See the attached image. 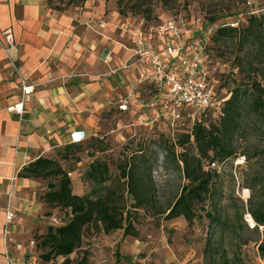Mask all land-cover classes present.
Listing matches in <instances>:
<instances>
[{
	"label": "rangeland",
	"instance_id": "obj_1",
	"mask_svg": "<svg viewBox=\"0 0 264 264\" xmlns=\"http://www.w3.org/2000/svg\"><path fill=\"white\" fill-rule=\"evenodd\" d=\"M242 1L150 0L151 6L146 8L149 10H145L148 14L142 17L139 14H121L129 6L125 2L119 5V0H41L45 6L44 16L47 18L44 17L35 31L40 38V46L38 49L32 48L30 54L36 63L39 62L38 67L44 66L45 76L36 78L38 84L35 86L56 85L68 79L79 81L81 87L83 84L89 85L93 55L98 57L103 49L106 53H111L110 65L111 69H115L124 52L123 45H127L130 30H144L167 19H175L183 22L184 31H190L188 35L191 42H203V45L198 44L203 55L204 47H207L205 69L217 81L220 93H228L237 84L245 83L248 76H252L244 59H234L245 57L248 47L240 49L234 39H214L212 35L221 24H233L235 21L242 23L251 13L264 21V0H245L247 8L244 9L241 4H237ZM18 12V9L14 11L15 18H19ZM61 17L67 21L63 29L48 26V21L53 19L58 22ZM213 17H218L216 23L208 24L207 19ZM20 31L23 35L25 30L21 27ZM64 36L65 47L70 43L75 45V54L69 63L63 62L59 51L54 49L57 39ZM23 52L20 45L16 56L10 52L21 77L18 67L22 64ZM2 54L3 52L0 53V84L17 83V74L10 66L7 69L8 61L3 59ZM62 68H67L68 71L59 75L58 71ZM99 77L101 76L98 75L97 78ZM114 77L111 76L114 84L111 101L99 115L95 136H88L62 162L67 171L72 173L71 192L73 195L83 196L96 188L82 179L83 172L94 158L106 162L108 166L110 179L103 186L123 189L124 180L119 176L120 168L124 161L132 162L136 155L141 154L137 151L142 150V155L154 159L151 177L155 189V205L164 208L174 201L181 187L187 183L169 156L168 147L172 144L170 127L163 119L159 123L149 124L150 118L154 116L148 109L139 111V104L129 103L127 94L130 91L126 90L125 84L119 85ZM41 80L46 82L40 83ZM130 95V98L136 96ZM141 100L144 102L145 97H141ZM119 101H127V112L120 113L117 110ZM139 112H144L146 116L142 122L134 120L140 116ZM215 120L216 116L210 114L204 125ZM189 127L187 123L175 126L174 142L182 134H186ZM238 136L239 151L244 153L239 154V157L244 156V162L235 166L234 158L221 166L216 178L217 195L213 202L205 201L203 208L197 207L200 219H194L190 224L182 217L165 221L162 216L153 215L144 209L132 210L135 236L122 237V231L103 234L100 228L88 227L83 232L79 249L69 256L68 264H224L225 261L228 264H264L257 251L258 243L264 242V227H259L255 233L243 223L240 216L244 201L238 196L240 188L248 189L247 201L252 200L254 206L264 203V114L245 110ZM177 151L181 150L177 148ZM75 160H79V163L75 164ZM205 166L206 161L203 169ZM74 181L81 187L78 193L75 191ZM39 182V186L25 195L29 201V209L17 212L24 224L20 243L29 251L26 252L24 262L62 264L64 259L60 257L44 262L40 256L41 250L36 246V238L46 232L51 217L65 215L57 207L47 206L43 202L41 197L46 191L47 181ZM114 200H118L120 210L130 209V199L125 191H122L121 198L115 195ZM202 209L211 211L217 217L213 224L204 217ZM250 224L253 225L251 220ZM116 252L120 256L118 262L115 261Z\"/></svg>",
	"mask_w": 264,
	"mask_h": 264
},
{
	"label": "trees",
	"instance_id": "obj_2",
	"mask_svg": "<svg viewBox=\"0 0 264 264\" xmlns=\"http://www.w3.org/2000/svg\"><path fill=\"white\" fill-rule=\"evenodd\" d=\"M123 2L129 9L121 14H139L145 17L148 14L145 10H149L146 8L151 6L150 0H119V5ZM237 4H241L243 9L247 8L244 5L245 0ZM251 14L243 19L242 23L232 22L237 23L236 27H231V23L221 24L215 29L212 38L234 39L240 49L247 46L248 53L245 57L234 59L240 61L244 59L252 76H248L245 83L237 84L228 93L221 94L217 81L207 71L208 80L213 87V105L197 113L194 120L190 118V110L182 112L180 119L169 128L172 140L168 147L169 156L180 170L183 179L187 181L171 204L164 208L155 205V189L151 177L154 159L142 155V150L137 151L141 154L136 155L132 162L124 161L120 168L119 176L124 180L123 189L103 186L110 179L108 166L106 162L94 158L87 165L82 179L96 188L83 196L72 194L71 180L67 176L70 172L61 164L85 141L67 144L57 152L56 158L40 157L21 170L19 173L21 178L47 181L46 191L41 197L43 202L47 206L57 207L65 214L54 216L58 220V225H49L46 232L36 238V246L41 250L40 256L44 262L60 257L64 259L62 264H68L69 256L79 249L83 232L88 227L100 228L103 234L120 230L122 237L135 236L132 210L144 209L153 215L162 216L165 221L182 217L188 224L194 219L201 218L197 214V207L203 208L205 201L213 202L217 195L216 178L219 172L207 169L208 163L214 162L221 167L227 160L236 159L239 154H244L242 150L239 151L237 143L242 129L243 113L249 110L264 114V21ZM217 20L218 17L208 18L207 23L213 25ZM181 23L183 26V22ZM189 32L185 31V36L191 41ZM205 52L206 46L204 55L207 57ZM210 114L216 116V120L205 126L204 123ZM185 123L190 125L188 132L174 142V127ZM177 148L181 151L178 152ZM78 163L79 160H75V164ZM122 191H125L130 199V209L124 211L120 210L118 200H114L115 195L121 198ZM245 207L254 225L250 230L257 233L259 227H264V203L254 206L252 200H248L240 216L242 221ZM202 212L210 224L215 222L217 217L212 215L211 211L202 209ZM243 223L245 224L244 221ZM209 242L208 240V245ZM257 251L259 257L264 260V242L258 243ZM119 259L120 256L116 252L115 261L118 262ZM224 264L228 263L225 261Z\"/></svg>",
	"mask_w": 264,
	"mask_h": 264
},
{
	"label": "crops",
	"instance_id": "obj_3",
	"mask_svg": "<svg viewBox=\"0 0 264 264\" xmlns=\"http://www.w3.org/2000/svg\"><path fill=\"white\" fill-rule=\"evenodd\" d=\"M16 9L19 10V18L14 16ZM44 15L45 6L42 5L41 0H0V41L3 40L4 31L11 32L14 41L12 55L16 56L19 45L24 50L22 64L18 70L28 84L33 86L30 99L23 106V114L18 117L9 111V108L20 100L18 82L0 84V264H5L6 255L16 262H22L26 252H29L24 244L20 243L22 242L20 239L23 238L24 224L17 212L29 209V201L25 195L39 186L40 182L35 179L21 178L19 173L25 166L40 157L56 158L57 152L70 144L71 134L75 132L83 134V141L90 135L95 136L100 120L99 115L107 106L106 104L110 103L114 90L111 76L117 78L119 85L125 84L130 94L136 95L130 98L131 95L127 94L129 103L139 104V111L148 109L147 111L154 116L150 118L149 124L163 119H155L162 114V106L155 87L145 84L137 85L135 71L121 69V66L131 58V49L137 31H129L127 45L121 47L124 52L115 69H111V53H106V50L103 49L98 57L92 56L89 85L83 84L81 87L79 81L68 79L56 85L35 86L38 84L35 79L44 77L45 69L43 65L37 66L39 62L36 63L30 53L32 48L38 49L40 46H38L40 38L35 31L41 21L47 18ZM66 24L64 17H61L58 22L53 19L48 21V26L51 28L63 29ZM21 27L25 30L23 35L20 34ZM64 38L65 36L57 39L54 49L59 51L63 62L69 63L75 54V45L70 43L65 47ZM36 41L37 43H34ZM147 42L154 50L161 47V43L157 40L148 39ZM0 53H2L1 50ZM3 59L6 60L4 55ZM9 68L7 64V69ZM67 71V68H62L58 74L63 75ZM98 75L101 77L97 78ZM44 82L46 81H40V83ZM143 96L144 102L141 100ZM120 102L123 101H119L118 105ZM123 103L126 105L125 111L119 110L117 105L120 113L127 112V101ZM143 113L139 112L140 116L134 120L142 122V119L146 117ZM70 174L71 180L72 173ZM74 182H76L75 191L78 193L81 187L77 181ZM8 205L13 213V219L5 234L4 214Z\"/></svg>",
	"mask_w": 264,
	"mask_h": 264
},
{
	"label": "built area",
	"instance_id": "obj_4",
	"mask_svg": "<svg viewBox=\"0 0 264 264\" xmlns=\"http://www.w3.org/2000/svg\"><path fill=\"white\" fill-rule=\"evenodd\" d=\"M230 26L236 27L237 23L230 24ZM148 39L159 41L161 47L154 50L148 44ZM199 43L188 40L181 21L167 19L160 24L148 26L144 30H137L131 49V58L121 66L122 70L135 71L137 85L145 84L155 87L162 106V114L155 119L163 118L170 128L176 120L180 119L182 112L190 110V118L194 120L197 113L213 105V87L208 80V73L204 64L206 58L202 54V50H199ZM200 44L203 45V42ZM13 48L14 41L11 32L4 31L3 40L0 41V49L12 71L17 74L20 89V100L11 106L9 111L20 117L23 114L24 104L29 101L33 92V86L17 73L10 56ZM118 109L125 111L126 105L120 102ZM70 140V144H76L83 141L84 137L81 132H75L71 134ZM243 162L244 157H237L234 160V165L237 166ZM206 168L218 172L221 169L214 162H209ZM70 175V173L67 174L68 177ZM12 180L14 179L12 178ZM238 196L246 206L249 190L240 188ZM242 218L249 228L254 227L250 224L252 218L246 207ZM12 219L13 213L8 205L4 214L5 234H7ZM50 225H58V220L54 216L50 219ZM5 260V264H31L24 261L16 262L7 255Z\"/></svg>",
	"mask_w": 264,
	"mask_h": 264
}]
</instances>
